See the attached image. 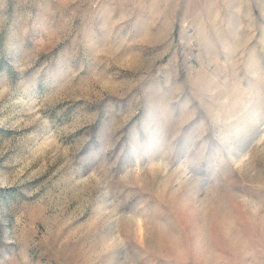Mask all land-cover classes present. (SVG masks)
<instances>
[{
	"label": "rangeland",
	"instance_id": "rangeland-1",
	"mask_svg": "<svg viewBox=\"0 0 264 264\" xmlns=\"http://www.w3.org/2000/svg\"><path fill=\"white\" fill-rule=\"evenodd\" d=\"M0 264H264V0H0Z\"/></svg>",
	"mask_w": 264,
	"mask_h": 264
}]
</instances>
